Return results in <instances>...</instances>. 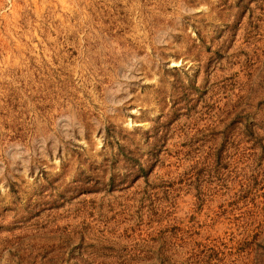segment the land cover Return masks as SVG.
<instances>
[{
    "label": "rangeland",
    "instance_id": "374dc122",
    "mask_svg": "<svg viewBox=\"0 0 264 264\" xmlns=\"http://www.w3.org/2000/svg\"><path fill=\"white\" fill-rule=\"evenodd\" d=\"M0 264H264V0H0Z\"/></svg>",
    "mask_w": 264,
    "mask_h": 264
}]
</instances>
